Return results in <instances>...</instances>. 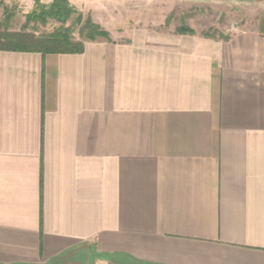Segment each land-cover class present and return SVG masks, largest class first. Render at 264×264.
Listing matches in <instances>:
<instances>
[{
    "label": "crops",
    "instance_id": "1",
    "mask_svg": "<svg viewBox=\"0 0 264 264\" xmlns=\"http://www.w3.org/2000/svg\"><path fill=\"white\" fill-rule=\"evenodd\" d=\"M69 1L109 39L0 50V264H264V32Z\"/></svg>",
    "mask_w": 264,
    "mask_h": 264
},
{
    "label": "rangeland",
    "instance_id": "2",
    "mask_svg": "<svg viewBox=\"0 0 264 264\" xmlns=\"http://www.w3.org/2000/svg\"><path fill=\"white\" fill-rule=\"evenodd\" d=\"M174 1H177L178 5L173 10L172 18L180 25L191 27L195 32L219 38L230 37L240 31L264 32V0ZM30 11L14 4H0V30H20L26 21V14ZM7 14L10 16L8 19ZM58 25L59 23L52 20L47 24L32 22L29 29L39 34L50 32ZM76 38H79L78 32Z\"/></svg>",
    "mask_w": 264,
    "mask_h": 264
},
{
    "label": "trees",
    "instance_id": "3",
    "mask_svg": "<svg viewBox=\"0 0 264 264\" xmlns=\"http://www.w3.org/2000/svg\"><path fill=\"white\" fill-rule=\"evenodd\" d=\"M9 14L6 15L8 19ZM49 20L59 23L50 32L39 33L29 29L30 23L47 24ZM70 22V23H69ZM69 23V24H68ZM180 33H193V29L181 25ZM78 32L79 38H76ZM98 37L109 39V33L85 17L69 0H53L43 3L35 0L34 8L26 14V21L20 30H0V50L31 51L47 53H82L85 41Z\"/></svg>",
    "mask_w": 264,
    "mask_h": 264
}]
</instances>
